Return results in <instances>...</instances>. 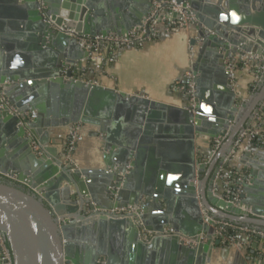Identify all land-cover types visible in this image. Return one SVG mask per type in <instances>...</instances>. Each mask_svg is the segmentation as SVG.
<instances>
[{"label":"water","instance_id":"obj_1","mask_svg":"<svg viewBox=\"0 0 264 264\" xmlns=\"http://www.w3.org/2000/svg\"><path fill=\"white\" fill-rule=\"evenodd\" d=\"M164 1L43 0L41 11L37 0H0L1 91L32 115L20 125L17 115L0 111V174L15 176L0 177V234L13 264H133L136 250L206 264L219 245L206 214L264 232V195L245 199L261 186L264 149L242 156L260 169L241 185L253 215L221 199L216 178L264 97L263 73L257 92L239 104L226 66L235 57L264 59V0H175L194 17L193 100L186 95L180 107L87 82V51L46 21L80 35H122ZM78 123L98 127L103 168H74L53 146L51 128ZM223 136L212 156L204 153L202 145L210 151ZM122 207L134 211L118 216L113 210ZM166 227L175 234L161 235ZM141 230L154 235L144 239Z\"/></svg>","mask_w":264,"mask_h":264},{"label":"crops","instance_id":"obj_2","mask_svg":"<svg viewBox=\"0 0 264 264\" xmlns=\"http://www.w3.org/2000/svg\"><path fill=\"white\" fill-rule=\"evenodd\" d=\"M193 36L194 32L189 26L173 31H162L155 39L145 41L140 47L117 49L112 63L105 64L101 71H88L86 76L89 80H94L104 87L145 95L150 99L179 107L183 106L187 102L186 94L176 86L183 84L186 72L193 60L192 53L195 48L189 44ZM256 57L254 56V58ZM235 59L241 63V66H237L233 72L234 77L231 84L236 93L247 101L257 92V90L253 92L249 88L255 81V64L258 62L255 59L246 61L244 57H235ZM75 125H78V140L67 162L74 168L89 170L103 168L104 143L98 127L82 123ZM72 126H59L49 130V138L54 141L53 146L58 152L63 147ZM202 147L204 153L211 154L207 150L208 146L202 145ZM260 150L263 149H255L251 155L253 156ZM211 156L204 162H209ZM241 163L244 164L249 173L250 169L255 175L260 172L259 168H252L247 161H242V157ZM258 163L260 166L264 165L260 160ZM262 171L264 175V169ZM203 175L204 172L199 178H202ZM250 175L252 174L250 173ZM260 184L261 186L257 187L255 191H251L252 195H247L245 199L263 197L264 176L261 177ZM105 240L108 248L109 238H105ZM241 242L240 246L219 243L215 249H212L206 264L264 263V237L254 241L243 236ZM254 242L257 243L255 248L252 247ZM131 255H133V264H177L179 261L172 257L169 252L150 257L147 252L136 250L131 251Z\"/></svg>","mask_w":264,"mask_h":264},{"label":"built area","instance_id":"obj_3","mask_svg":"<svg viewBox=\"0 0 264 264\" xmlns=\"http://www.w3.org/2000/svg\"><path fill=\"white\" fill-rule=\"evenodd\" d=\"M39 3V9L42 11L44 6L42 1L37 0ZM173 14H179V17H174ZM194 20L193 14L190 12L189 5L185 2L176 3L175 0H165L164 2H154L152 9L149 11L147 17L142 22V25L137 28H132L127 33L118 35L116 33H108L106 35H80L76 34L73 29L69 28L66 24L60 25L54 24L50 17L46 18V21L57 31L67 33L71 36L76 37L81 47L87 51L89 69L82 70V73L88 71L98 72L101 71L105 64H110L115 59V52L117 49L122 47H140L145 41L155 39L159 33L173 31L187 27ZM258 59L260 66L255 72V89L259 88V84L263 78L264 73V59ZM261 59V60H260ZM249 61L248 59H245ZM229 72H233L237 68L238 60L233 58L232 60L226 61ZM245 64V63H244ZM185 78L187 82L178 84L176 87L182 90L190 99L193 100L194 83L192 81V74L190 71L186 72ZM232 81V80H231ZM87 82L96 83L94 80L87 79ZM245 102V99L239 96L238 103ZM264 109V97L258 104L256 110L252 113L250 122L240 131L236 136L232 146L228 152L224 154L221 164L219 165L216 173V178L219 183L217 192L219 197L225 202L230 203L234 207H238L242 211L249 215L251 213L250 208L243 203L241 198V185L243 182H249L251 175L244 164L241 163V157L245 152H254L255 149H264V116L262 110ZM6 110L9 114L17 115L19 117V124L24 125L28 120H31L32 115L26 112H18L17 109L11 105L5 98L1 91L0 85V111ZM73 124V128L69 131V135L65 140L64 146L65 151L62 155L63 160L65 157H69V154L74 148L75 141L77 140L78 125ZM254 137H258V143L253 144L252 140ZM224 140L223 137H216L213 139V143L210 146L211 155H213L221 143ZM31 146L36 150V142H32ZM210 157V156H209ZM207 160V159H206ZM0 177L7 180H15V176L10 177L8 174H0ZM118 216H126L129 212L134 211L130 208H118L113 210ZM204 223L211 222L213 227V237L219 239V243L240 246L242 244L241 238L247 236L251 240L256 241V238L264 237V232L259 228L252 225L241 224L238 222L221 219L218 217H212L206 214ZM141 236L144 239H148L154 235V232L141 230ZM163 236L174 235L175 231L172 228L166 227L160 233ZM177 234V233H176ZM186 243L190 242V239L181 236ZM264 251V247H263ZM0 264H13L11 256L8 251V247L3 236L0 234Z\"/></svg>","mask_w":264,"mask_h":264},{"label":"trees","instance_id":"obj_4","mask_svg":"<svg viewBox=\"0 0 264 264\" xmlns=\"http://www.w3.org/2000/svg\"><path fill=\"white\" fill-rule=\"evenodd\" d=\"M240 64H241L240 62H237V66H241ZM260 64L261 63H256L255 64L256 69L260 66ZM249 90H251L253 92L256 91L254 82L250 85ZM262 114L264 116V109L262 110ZM252 143L253 144H257L258 143V137H254L253 140H252ZM256 240L258 241L259 240V237H257ZM6 245H7V243H6Z\"/></svg>","mask_w":264,"mask_h":264},{"label":"rangeland","instance_id":"obj_5","mask_svg":"<svg viewBox=\"0 0 264 264\" xmlns=\"http://www.w3.org/2000/svg\"><path fill=\"white\" fill-rule=\"evenodd\" d=\"M72 128H73V127H72ZM72 128H71V129H72ZM71 129H70V131H71ZM68 135H69V134H67L66 138L68 137ZM77 140H78V134H77ZM77 140L75 141L74 148H73V150L71 151V153L69 154V157H70V155L73 153V151H74V149H75V147H76ZM64 149H65V146L63 145V147H61V149H60V151H63V156H65V155H64V151H65ZM69 157H65L64 161L67 162L68 159H69Z\"/></svg>","mask_w":264,"mask_h":264},{"label":"flooded vegetation","instance_id":"obj_6","mask_svg":"<svg viewBox=\"0 0 264 264\" xmlns=\"http://www.w3.org/2000/svg\"><path fill=\"white\" fill-rule=\"evenodd\" d=\"M7 180V179H6Z\"/></svg>","mask_w":264,"mask_h":264}]
</instances>
